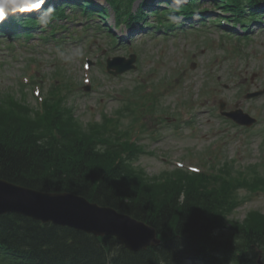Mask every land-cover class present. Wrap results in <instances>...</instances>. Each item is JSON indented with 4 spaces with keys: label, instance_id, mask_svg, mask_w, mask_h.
I'll return each mask as SVG.
<instances>
[{
    "label": "trees",
    "instance_id": "16d2710c",
    "mask_svg": "<svg viewBox=\"0 0 264 264\" xmlns=\"http://www.w3.org/2000/svg\"><path fill=\"white\" fill-rule=\"evenodd\" d=\"M241 1L221 5L241 15ZM195 8L183 13L199 17ZM44 107L40 114L13 97L0 99V178L111 206L154 226L163 244L132 252L113 237L96 238L8 214L0 216V243L7 249L25 256L29 264H185L192 258L258 264L264 214L250 213L243 222L229 220L239 203L229 179L218 186L212 176L184 171L151 177L135 165L137 144L117 130L118 121L106 118L116 124L114 129L105 122L84 124L55 96Z\"/></svg>",
    "mask_w": 264,
    "mask_h": 264
},
{
    "label": "rangeland",
    "instance_id": "374dc122",
    "mask_svg": "<svg viewBox=\"0 0 264 264\" xmlns=\"http://www.w3.org/2000/svg\"><path fill=\"white\" fill-rule=\"evenodd\" d=\"M93 1L106 5L104 0ZM139 3L137 1L134 4L133 10L138 8ZM110 11L111 25H114L113 12ZM151 20L154 21V18ZM216 24L219 25L218 20ZM76 26L71 23L68 32H62L60 27V33L55 37L57 41H43L40 36H36L30 43H20L22 40H17L13 49L5 41L0 43V90L18 93L21 84H25L23 78L33 74L45 94L52 84L57 83L56 70L62 69L64 72L61 74L73 77L77 84L71 97L75 114L88 122L101 121L103 112L115 116L116 110L124 105L121 101L123 90H132L139 84L147 87H154L153 84L165 85L160 89L161 104L167 111L163 117L174 115L182 121L180 127L176 128L172 117H168V123H162L145 116L142 130L136 129L135 135L142 137L141 143L149 152L141 156L139 164L149 174L177 168L175 162L178 160L185 164L184 169L193 165L205 170V165L198 158H188L190 153L194 156L205 153L207 156L222 152L227 160L235 161L233 165L236 170L242 171L244 167L254 164H261L260 169H264L261 137L253 136L242 128L240 130L235 126L224 125L226 121L217 113L221 101L227 102L228 110L240 103L245 110L253 109L260 113L263 121L257 130L262 127L264 111L259 112L256 106L263 107L264 98L247 100L244 93L264 84V31L245 36L230 33L234 37L231 40H235L229 41L227 39L230 38L226 37L223 42L227 40V43H221L223 32L230 28L205 22V27L202 24L196 25L195 29L188 25L182 27L166 42L163 41V35L153 37L147 33L144 36L148 38H141L137 34L139 27L131 28L124 24L116 31L123 40V45L109 47L107 40L100 34L89 32L83 35ZM232 46L233 50H228ZM135 52L142 59L136 70L112 77L103 68V63L109 57L129 56ZM86 55L92 61L91 80L98 82L89 91L85 83ZM31 59L36 61L34 68H30ZM192 63H197L195 69L191 68ZM255 73L257 75L252 80ZM205 92L208 95L205 96ZM27 93L28 102L36 106L37 96L30 88ZM190 116L192 120L187 121ZM121 120L122 127L127 126L126 117ZM223 125L226 127L224 130ZM157 129H160V139L153 140ZM217 142L219 147L213 150L212 146ZM164 156L167 158L163 159ZM211 161L213 165L215 159ZM216 165L219 166V162ZM240 195L244 199L233 215L236 220H244L250 211L259 210L264 213L262 193L252 196L243 190Z\"/></svg>",
    "mask_w": 264,
    "mask_h": 264
},
{
    "label": "water",
    "instance_id": "95a60500",
    "mask_svg": "<svg viewBox=\"0 0 264 264\" xmlns=\"http://www.w3.org/2000/svg\"><path fill=\"white\" fill-rule=\"evenodd\" d=\"M8 211L33 215L95 235H114L132 250L157 243L153 229L113 209L93 207L69 194L45 195L0 181V213Z\"/></svg>",
    "mask_w": 264,
    "mask_h": 264
},
{
    "label": "clouds",
    "instance_id": "9594fccd",
    "mask_svg": "<svg viewBox=\"0 0 264 264\" xmlns=\"http://www.w3.org/2000/svg\"><path fill=\"white\" fill-rule=\"evenodd\" d=\"M43 3L44 0H0V22L18 13L23 14L35 11L39 9ZM40 22L46 24L48 22V17L42 14Z\"/></svg>",
    "mask_w": 264,
    "mask_h": 264
},
{
    "label": "bare ground",
    "instance_id": "6f19581e",
    "mask_svg": "<svg viewBox=\"0 0 264 264\" xmlns=\"http://www.w3.org/2000/svg\"><path fill=\"white\" fill-rule=\"evenodd\" d=\"M62 29H63V28H62ZM183 32H184V31H183ZM183 32H182V33H183Z\"/></svg>",
    "mask_w": 264,
    "mask_h": 264
}]
</instances>
